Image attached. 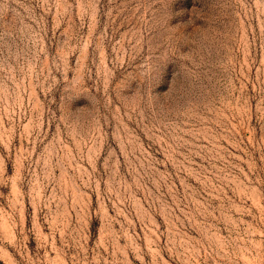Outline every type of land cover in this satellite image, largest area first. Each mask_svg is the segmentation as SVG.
Here are the masks:
<instances>
[{
	"label": "rangeland",
	"instance_id": "rangeland-1",
	"mask_svg": "<svg viewBox=\"0 0 264 264\" xmlns=\"http://www.w3.org/2000/svg\"><path fill=\"white\" fill-rule=\"evenodd\" d=\"M0 264H264V0H0Z\"/></svg>",
	"mask_w": 264,
	"mask_h": 264
}]
</instances>
